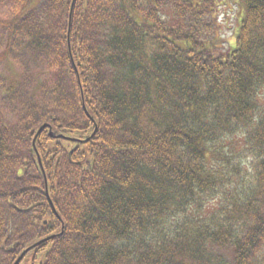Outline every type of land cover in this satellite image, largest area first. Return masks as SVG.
<instances>
[{
    "label": "trees",
    "instance_id": "trees-1",
    "mask_svg": "<svg viewBox=\"0 0 264 264\" xmlns=\"http://www.w3.org/2000/svg\"><path fill=\"white\" fill-rule=\"evenodd\" d=\"M234 3L228 46L226 0H0V264H264V0Z\"/></svg>",
    "mask_w": 264,
    "mask_h": 264
},
{
    "label": "rangeland",
    "instance_id": "rangeland-1",
    "mask_svg": "<svg viewBox=\"0 0 264 264\" xmlns=\"http://www.w3.org/2000/svg\"><path fill=\"white\" fill-rule=\"evenodd\" d=\"M228 6L223 9V13L220 17L222 23V38L228 41V46L230 44H235V34L237 32V26L239 23L241 9L238 4L234 3V0H226ZM8 58V57H7ZM5 55L0 52V77L1 76H10L17 72V67L12 61H9ZM74 141V140H73ZM78 143H84L85 141H77ZM45 254H38L36 259L34 254L30 253L24 260L22 264H41L44 260Z\"/></svg>",
    "mask_w": 264,
    "mask_h": 264
},
{
    "label": "water",
    "instance_id": "water-1",
    "mask_svg": "<svg viewBox=\"0 0 264 264\" xmlns=\"http://www.w3.org/2000/svg\"><path fill=\"white\" fill-rule=\"evenodd\" d=\"M41 131V130H40ZM23 256L20 258V260H18V262L16 264H20L21 260H22Z\"/></svg>",
    "mask_w": 264,
    "mask_h": 264
}]
</instances>
